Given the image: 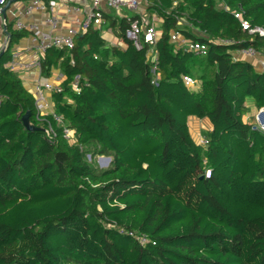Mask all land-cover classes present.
<instances>
[{"label":"trees","instance_id":"1","mask_svg":"<svg viewBox=\"0 0 264 264\" xmlns=\"http://www.w3.org/2000/svg\"><path fill=\"white\" fill-rule=\"evenodd\" d=\"M141 3L151 24L161 20L155 61L149 43L138 48L127 37L128 18L140 15L105 10L72 48L44 53L42 75L59 68L65 77L52 92L62 123L38 118L34 93L7 66L30 35L7 20L0 264H264V131L245 120L264 107V70L236 56L247 46L264 52V33L242 24L264 27V0ZM173 32L205 43L207 53L172 41ZM184 75L200 87H188ZM28 110L34 124H53V139L24 126ZM204 118L206 145L191 124ZM65 127L75 131L71 138ZM89 154L111 160L98 167Z\"/></svg>","mask_w":264,"mask_h":264},{"label":"built area","instance_id":"2","mask_svg":"<svg viewBox=\"0 0 264 264\" xmlns=\"http://www.w3.org/2000/svg\"><path fill=\"white\" fill-rule=\"evenodd\" d=\"M91 3L90 9L83 19L76 18L77 24L70 27L67 32H57L56 29L60 26L61 20L56 13V7L58 5L57 0H29L23 7H15V9H9L12 18L15 23V27L18 30H28L33 41L32 51L33 54L28 59H22L21 52L17 47L12 49V57L8 61L7 66L11 69L24 73L31 69L37 68L39 70V77L35 83L34 95L36 97V104L38 110V118L45 119L48 115H53L55 121L63 122V117L55 112L52 101L49 99L47 92L62 90V82L55 83L50 78H46L41 73L42 57L44 53L52 47H67L72 48L75 42V36L79 33L85 32L90 23L93 21L95 24H101L103 22V3L109 7L121 8L122 6H128L130 9L140 11L143 7L141 0H89ZM8 0H0V19L4 26L6 20L3 17L2 8L7 4ZM74 12H81L82 7L74 6ZM35 12L48 13L46 22L52 26V30H46L42 25L36 21L27 20V17L32 16ZM236 17H240L239 13L235 14ZM26 17V18H25ZM128 20L131 22L130 27L127 30V37L135 43L138 48L143 47L144 43L151 45L150 57L153 61L157 59V52L155 49L156 40L159 35L162 34V29L158 28L154 23L151 24L150 20L146 18L144 14L142 17L132 20L130 17ZM244 28H249L251 32L264 33V27L251 26L248 20L242 22ZM7 36V35H6ZM172 41L180 42V44L188 45L192 50L198 54L207 53V45L200 41H189L182 38L179 32H173L171 36ZM7 43L3 47L6 48ZM236 56L241 58H255L256 63L264 70V52L259 51L253 46H247L236 51ZM156 71V66L153 68V72ZM81 80L80 75H76L72 81V87L79 91V82ZM183 80L185 84L190 88H195L197 79L184 75ZM156 79L153 83H156ZM264 114V107L259 108L254 114L255 120H253V129L264 131V120L261 114ZM45 132L46 135L53 139L56 135L53 124L48 120L46 122ZM75 131L69 127H65L64 134L66 138H71ZM200 143L206 145L209 140L206 136L201 135L199 137ZM211 171H206V176H209Z\"/></svg>","mask_w":264,"mask_h":264},{"label":"crops","instance_id":"3","mask_svg":"<svg viewBox=\"0 0 264 264\" xmlns=\"http://www.w3.org/2000/svg\"><path fill=\"white\" fill-rule=\"evenodd\" d=\"M57 2H58V5L56 7V13L58 14V16L61 20V24L56 29V31L61 32V33L67 32V30L70 27L75 26L77 24V22L75 20L76 18L83 19L84 17H86V15L90 9V6H91V3L89 0H57ZM25 4L26 3L23 0H20L16 3L12 4V6H13V9H15V7H18V6L23 7ZM79 5L82 7V11L81 12H74V9H73L74 6H79ZM12 6L10 7L11 9H12ZM103 9L107 12H111L112 14L117 15L118 17L132 16L131 14L125 13L123 11L122 7L118 8L119 15L112 12L111 9H113V7L111 8L105 3H103ZM136 14H139L140 17H142L145 14L146 18L149 19L144 6L141 8L140 11H136ZM47 16H48V13L35 12L32 16L27 17V20L36 21V22L40 23L44 29L52 30L53 29L52 26L46 22ZM9 17L11 19H9ZM8 20H13L10 11H8ZM152 21L158 28H160L161 20L157 16H153ZM4 32H5V30H4ZM105 35L111 43H117L118 42V38L114 34V31L112 28H108L107 33ZM15 47H17L20 50L22 59H24V60L28 59L33 54V51H32L33 41H32L31 36L29 35L28 37L23 38L19 43H17L15 45ZM248 59H250V58H248ZM252 61L256 63L255 58ZM60 74H62L60 69L54 68L52 71V74L49 78L53 82H57L56 77H58V75H60ZM21 75L23 77L24 84L26 86H32L31 87L32 92L34 93L35 83L39 77V70L37 68H34V69H31L27 72L21 73ZM63 78H65V77L63 76ZM47 95H48L49 99L52 101V93L47 92ZM254 113H255V110L253 113H251L252 115H249V114L245 115V120L252 122ZM197 120L200 123L203 121L200 119H197ZM191 124H192V121H191Z\"/></svg>","mask_w":264,"mask_h":264},{"label":"rangeland","instance_id":"4","mask_svg":"<svg viewBox=\"0 0 264 264\" xmlns=\"http://www.w3.org/2000/svg\"><path fill=\"white\" fill-rule=\"evenodd\" d=\"M23 1L25 3H27L29 0H23ZM12 9H13V6H12ZM122 9L127 14H131V15L136 14V11L130 9L128 6H122ZM111 10H112V12L119 15V11L117 8L113 7V9H111ZM9 19H11V18L9 17ZM103 29H104V32L106 34L107 33L106 26H104ZM6 43H7V36L4 32V26H3L2 21L0 19V51L3 49V47L6 45ZM250 60H254V58H250ZM210 71H211V76H212L214 74V68H213V71H212V69ZM197 75H199V74L197 73L196 77H198ZM63 76H64L63 74L58 75V77H56L57 82H55V83L62 82L64 80ZM200 83H201L200 80H198L195 88L200 87ZM31 87L32 86H27V88L30 91H32ZM261 117L264 120V114L263 113L261 114ZM200 120H203L204 122L202 121L200 123V122H198L197 119L192 120V128H193L194 132L196 133V135L204 134L205 130L208 129L210 126V122L208 119L204 118V119H200ZM253 120H255L254 116H253L252 122H253ZM104 157H107V156H102V155L92 156L91 154L88 155L89 160L93 161V163L98 167H105L109 164L110 160H106Z\"/></svg>","mask_w":264,"mask_h":264},{"label":"water","instance_id":"5","mask_svg":"<svg viewBox=\"0 0 264 264\" xmlns=\"http://www.w3.org/2000/svg\"><path fill=\"white\" fill-rule=\"evenodd\" d=\"M18 1H20V0H8L7 4L2 8L3 17L6 20V22L4 24V30L5 31H7L6 26H7V20H8V10L12 6V4H14ZM3 51H4V49H2L0 51V55L3 53ZM22 122L28 130L45 132V128L43 126H39V125H36L33 122H31V112L29 110L22 116ZM104 158L106 160H111L110 157H104Z\"/></svg>","mask_w":264,"mask_h":264}]
</instances>
